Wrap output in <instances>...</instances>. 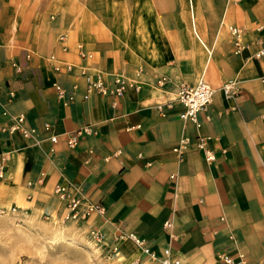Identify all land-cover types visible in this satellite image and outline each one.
<instances>
[{
    "label": "crops",
    "instance_id": "crops-1",
    "mask_svg": "<svg viewBox=\"0 0 264 264\" xmlns=\"http://www.w3.org/2000/svg\"><path fill=\"white\" fill-rule=\"evenodd\" d=\"M231 26L244 31L240 54ZM261 48L264 0H0V204L62 216L54 189L70 185L102 205L95 224L110 239L134 234L158 256L171 247L181 264H226L221 255L264 264ZM82 67L121 74L140 90L116 106L99 95L84 100ZM200 79L215 94L197 127L182 120L177 91ZM6 113L24 115L41 143L3 132ZM84 125L96 134L70 148L68 134ZM184 137L191 146L180 159L174 148ZM200 138L215 161L197 147ZM120 248L123 264H159L129 240Z\"/></svg>",
    "mask_w": 264,
    "mask_h": 264
},
{
    "label": "built area",
    "instance_id": "built-area-1",
    "mask_svg": "<svg viewBox=\"0 0 264 264\" xmlns=\"http://www.w3.org/2000/svg\"><path fill=\"white\" fill-rule=\"evenodd\" d=\"M230 33L233 37L235 53L240 54L243 50L247 48L246 44H243V34L244 31L238 27L231 26ZM82 58H92V54L85 53L81 51ZM264 56V48H261L255 53V58L260 59ZM51 62L56 61L55 57L52 56L50 59ZM62 64V62H59ZM68 72H71L74 68L72 64L64 63ZM13 67L16 71L20 72L21 68L16 64H13ZM57 72H61L60 65L55 67ZM81 77L85 79L86 90L83 96L84 100H88L93 95H99L102 97L112 98L113 106H116L118 102L124 97L125 93L129 89H134L135 91L140 90L136 80H129L122 76L121 74H107L102 71L90 72L89 68H81ZM264 83V77L261 78ZM236 87V82L230 81L223 86L224 94L229 97L234 94L233 90ZM56 90L58 92L59 98H63L65 95L64 89L60 85H56ZM215 94L214 88L204 79H200L196 84H182L179 86L177 91V100L181 103L184 108L181 118L185 122H190L193 125L199 127L200 122L198 116L201 112L205 111L213 102V97ZM14 97V93H10V98ZM167 108H171V103L166 104ZM160 110H163L164 107L160 106ZM10 117V123L2 128L3 132L8 133L11 136L20 135L27 140H32L33 145L38 146L41 143V140L38 137V130L36 128H29L26 125V117L24 115L13 116L7 114ZM43 130L45 132H50L51 125L49 123L43 124ZM96 134V131L91 125H84L78 130L68 134V146L74 148L79 142L86 136H91ZM53 143L58 142V136L52 135L50 137ZM197 147L200 150L205 151V158L209 162H213L216 159L215 154L207 148V145L203 139H199L196 143ZM191 146V140L189 137H184L180 139L179 145L174 148V151L177 152L182 159L186 150ZM123 154L122 150H117L111 156H108L106 159L119 157ZM4 178V169L2 164L0 165V179ZM171 178H174L172 176ZM59 201L63 204L62 218L66 221H83L88 219L90 216L96 214L102 216L104 210L101 204L94 203L86 200V198L81 194L78 189L72 188L70 185H57L54 189ZM16 207L11 208H2L0 209V215L8 214L9 212H16ZM167 231L173 229L172 222H166L164 225ZM105 235L97 234L96 240L99 243H103L105 240ZM171 239H174V236L171 235ZM129 240L139 248L144 255H146L151 261L159 264H181V261L173 257L172 248L168 247L163 251L162 256H158L153 252L146 244V242L134 234L127 235H116L113 238V248L112 255L109 256V259H112V262L123 264L124 256L122 254L120 244L122 241ZM241 263L247 264L244 260V256L241 255ZM219 259L226 264H234L233 260L230 257L221 255ZM129 264H143L141 259H136L130 262Z\"/></svg>",
    "mask_w": 264,
    "mask_h": 264
},
{
    "label": "rangeland",
    "instance_id": "rangeland-1",
    "mask_svg": "<svg viewBox=\"0 0 264 264\" xmlns=\"http://www.w3.org/2000/svg\"><path fill=\"white\" fill-rule=\"evenodd\" d=\"M12 205L16 212L0 215V264H118L109 259L114 237L95 224L98 215L75 222L17 203L0 207ZM97 234L106 236L103 243Z\"/></svg>",
    "mask_w": 264,
    "mask_h": 264
}]
</instances>
